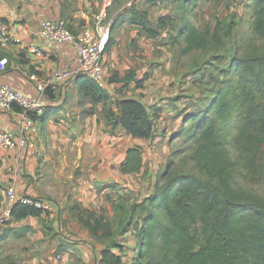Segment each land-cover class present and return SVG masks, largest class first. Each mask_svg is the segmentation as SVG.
<instances>
[{
    "label": "trees",
    "instance_id": "obj_1",
    "mask_svg": "<svg viewBox=\"0 0 264 264\" xmlns=\"http://www.w3.org/2000/svg\"><path fill=\"white\" fill-rule=\"evenodd\" d=\"M177 1L185 10L180 27L170 13L159 16L153 24L148 10L134 7L129 21L153 38L162 36L164 30L176 29L173 42L183 37L187 53L205 49L208 35L188 19L190 8L200 0ZM253 4L249 30L238 36L242 46L233 56L226 78L201 94L195 109L186 113L181 131L191 144L183 159L191 167L174 158L158 174L154 190L140 205L141 222L133 238L129 235L133 245L115 238L111 225L102 217L95 223L85 220L94 234L104 228L106 235L113 237L102 248L96 264H264V195L251 188L264 184V0H253ZM225 27L227 32L233 31L231 21ZM114 43L110 37L106 51ZM77 79L80 101L92 104L91 113L103 104L101 114L110 132L124 129L144 140L159 133L160 110H151L139 98H117L93 78ZM115 80L124 87L131 82L140 87L144 81L131 71ZM14 107L19 110V106ZM229 145L236 147L237 156L232 155ZM143 166L142 145L131 146L122 172L140 173ZM238 174L248 185H235ZM137 206H132V214ZM75 207L92 212L79 203ZM44 212L19 202L12 217L22 219Z\"/></svg>",
    "mask_w": 264,
    "mask_h": 264
},
{
    "label": "crops",
    "instance_id": "obj_2",
    "mask_svg": "<svg viewBox=\"0 0 264 264\" xmlns=\"http://www.w3.org/2000/svg\"><path fill=\"white\" fill-rule=\"evenodd\" d=\"M95 4L98 0H0V18L10 25L13 35L21 39V42L7 47L0 45V59H8L5 68L0 67V85L10 84L21 95L36 99L40 94L38 85L48 84L58 70L75 67L77 56L73 47L39 37L38 28L45 19L64 18L72 32L89 31ZM112 37L115 43L108 51V68L112 73L104 85L117 98H139L151 110H160L159 133L151 140L135 138L124 129L112 133L101 114L103 104H98L95 112L91 113L92 104L80 101L77 78H66L52 84L45 93L48 110L39 118L42 130L34 135L35 145L3 149L0 153V210L8 200L6 190L11 185L19 194L50 199L52 206L41 216L12 217L0 227V264H57L62 258L64 261L67 253L63 256L59 250L65 241L56 234L57 222L52 225L48 221L53 216L58 221L61 210L73 202L86 208L95 206L104 199L100 190L107 189L111 183L130 184V176L139 173L122 172L121 165L127 150L134 145H143L144 141L167 142L176 134L177 126L166 119L167 109H162L166 103L151 104L147 101L149 91L143 86L148 77L136 76L144 79L140 87H136L134 82L124 87L115 80L123 77L125 72L121 71L116 60L115 47L119 40ZM31 42L42 47V55L30 48ZM132 88H140L147 96L128 94ZM17 111L15 107L0 108V125L4 129L18 133L20 117ZM186 113V110L177 113L175 118L184 120ZM121 134L127 136V143L111 145L110 140H117ZM96 140L99 145L95 147ZM144 168L145 158L140 173ZM65 246L68 252L73 251V245L66 243ZM84 251L88 255L87 249ZM99 254H95V264Z\"/></svg>",
    "mask_w": 264,
    "mask_h": 264
},
{
    "label": "rangeland",
    "instance_id": "obj_3",
    "mask_svg": "<svg viewBox=\"0 0 264 264\" xmlns=\"http://www.w3.org/2000/svg\"><path fill=\"white\" fill-rule=\"evenodd\" d=\"M253 6V0H200L190 8L188 19L208 35L209 44L205 49H195L187 53L184 51L183 37L179 36V42H173L177 35L176 29L164 30L162 36L153 38L141 32L137 25L128 20L134 7L138 10H148L150 22L153 24L157 22L159 16L170 13L176 18V26L180 27L181 15H184L185 10L177 0H114L106 8L107 16L103 15L105 7L102 0H98V4L94 5L95 15L91 16V30L96 29L100 20L104 23L111 21L110 37L114 36L119 40L115 51L121 71L125 72L123 76L131 71L135 73V77H148L143 86L149 91L147 101L151 104L164 101L166 104L162 109H167L166 119L171 121L173 126H177V131L167 142L144 141L143 172L132 174L128 185L116 182L107 184L109 185L107 189L100 190V195L104 199L88 208L91 213L76 208V202H73L61 210L58 221L54 216L48 221L52 225L57 222L56 234L63 242L65 241L60 245L59 253L63 256L67 254L64 261H61L63 258L59 259L57 264H95V254L101 252L113 239L106 235L104 228H100L97 234H94L85 223L86 219L95 223L97 218L102 217L104 223L111 225L113 234L117 235L115 238L127 245H133L131 239L138 228V223L141 222L140 205L154 190L158 174L174 158L182 162L186 168L191 167V164H187L183 159L191 140L181 131L185 120L181 117L176 119L177 113L193 111L197 105L195 100L226 78L232 58L242 46L238 36L249 30L248 19ZM230 21L233 24V31L229 33L225 26ZM105 61L109 67L108 51L105 52ZM111 71L110 68L108 78ZM131 90L128 94L132 96L144 98L147 96L140 88ZM101 142L99 139V143ZM105 142L107 143V140ZM99 143L96 140L94 146ZM110 143L125 145L127 136L121 134L117 136V140H110ZM228 147L232 155L237 156L236 147L234 145ZM235 185L246 186L248 183L241 174H238ZM251 188L264 195V184H256ZM134 204L138 205L139 209L132 214ZM129 235H132V238ZM66 243L75 247L73 251L68 252L65 249ZM85 249L88 255L84 253Z\"/></svg>",
    "mask_w": 264,
    "mask_h": 264
},
{
    "label": "built area",
    "instance_id": "obj_4",
    "mask_svg": "<svg viewBox=\"0 0 264 264\" xmlns=\"http://www.w3.org/2000/svg\"><path fill=\"white\" fill-rule=\"evenodd\" d=\"M114 0H102L104 4L103 15L107 16L106 8ZM111 21L104 23L98 21L95 30L76 34L72 32L64 18H48L41 22L38 28V36L57 43L70 44L77 56V65L70 69L58 70L51 77L48 84L38 85L40 94L38 98L31 99L21 95L10 84L0 85V108L12 109L19 106L20 125L18 133L4 129L0 125V153L3 149H18L30 144L35 145L34 135L42 130L39 118L46 113L48 105L44 100L48 86L60 83L66 78H78L87 76L97 82L104 84L109 76V69L105 61V52L110 40ZM21 42V39L14 36L10 30V25L0 18V45L7 47L10 44ZM30 48L37 54L42 55L43 49L35 42L30 43ZM8 59H0V67L5 68ZM34 113L37 118H34ZM8 200L0 210V227L5 225L11 218L14 205L24 203L39 209L50 210L52 201L44 197H34L17 193L16 187L11 185L6 190Z\"/></svg>",
    "mask_w": 264,
    "mask_h": 264
}]
</instances>
